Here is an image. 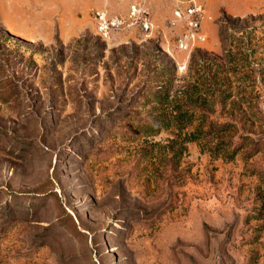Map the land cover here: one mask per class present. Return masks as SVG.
<instances>
[{
	"label": "rangeland",
	"instance_id": "obj_1",
	"mask_svg": "<svg viewBox=\"0 0 264 264\" xmlns=\"http://www.w3.org/2000/svg\"><path fill=\"white\" fill-rule=\"evenodd\" d=\"M131 1L0 0V264H264V0Z\"/></svg>",
	"mask_w": 264,
	"mask_h": 264
},
{
	"label": "built area",
	"instance_id": "obj_2",
	"mask_svg": "<svg viewBox=\"0 0 264 264\" xmlns=\"http://www.w3.org/2000/svg\"><path fill=\"white\" fill-rule=\"evenodd\" d=\"M204 7L200 2L179 1L173 7L169 26L178 28L175 46L187 49L206 39L202 30ZM91 19L96 33L107 37L118 30L135 28L146 36L152 31V12L146 0H132L125 13H112L106 7H92Z\"/></svg>",
	"mask_w": 264,
	"mask_h": 264
},
{
	"label": "trees",
	"instance_id": "obj_3",
	"mask_svg": "<svg viewBox=\"0 0 264 264\" xmlns=\"http://www.w3.org/2000/svg\"><path fill=\"white\" fill-rule=\"evenodd\" d=\"M233 21V22H237L238 20H240L239 18H231V19H227V23H229V21ZM223 28V27H222ZM225 28V27H224ZM222 40V39H221ZM197 54L201 57L202 56V54H207V52L205 53L204 51H202L201 52V50L200 51H198L197 52ZM192 57V56H191ZM194 58V56L192 57V59ZM231 62V60H229V58H228V65H223V67H221V71H224V72H226V71H228L229 69H232V71H233V69H234V67H233V65L232 64H230V62ZM226 66H228V68H226ZM212 76L213 77H216V73H213L212 74ZM224 78L227 80V83L229 84V85H231V83L233 82V80H232V78L228 75H224ZM183 87L186 89L185 91H183V90H181L180 92L182 93V96H176L177 98H176V100H178V101H180V100H182V99H185L186 97H189L190 95H192V94H194V92L193 91H195V86L193 87L192 86V88H190V89H188L189 87L188 86H186V84L185 85H183ZM158 89H162V87L159 85V87H158ZM225 90V89H224ZM160 91V92H159ZM159 91H156V93H162V91L161 90H159ZM184 93V94H183ZM166 98L169 96V94H168V92L166 93ZM159 97H160V95H159ZM182 98V99H181ZM187 100H189V99H187ZM181 106H183V105H181ZM189 113V109H185V111H183L182 112V115H181V117H183V116H185V115H187ZM172 115V114H171ZM170 115V116H171ZM174 116V115H173ZM172 116V117H173ZM190 116V115H189Z\"/></svg>",
	"mask_w": 264,
	"mask_h": 264
}]
</instances>
